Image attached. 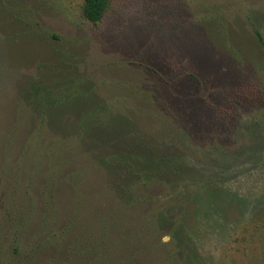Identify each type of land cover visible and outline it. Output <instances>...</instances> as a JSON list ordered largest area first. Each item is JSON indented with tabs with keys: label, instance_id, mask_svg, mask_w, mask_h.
<instances>
[{
	"label": "rangeland",
	"instance_id": "obj_1",
	"mask_svg": "<svg viewBox=\"0 0 264 264\" xmlns=\"http://www.w3.org/2000/svg\"><path fill=\"white\" fill-rule=\"evenodd\" d=\"M81 7L0 0V264H81L66 240L97 242L104 222V239L133 260L129 218L146 226L154 205L130 215L125 195L144 188L127 189L106 162L118 165L135 135L179 160L182 187L223 188L226 220L195 215L198 256L178 264H264V0H113L97 24ZM42 84L81 92L41 112ZM145 191L168 198L156 184ZM166 229L156 240H170Z\"/></svg>",
	"mask_w": 264,
	"mask_h": 264
},
{
	"label": "trees",
	"instance_id": "obj_2",
	"mask_svg": "<svg viewBox=\"0 0 264 264\" xmlns=\"http://www.w3.org/2000/svg\"><path fill=\"white\" fill-rule=\"evenodd\" d=\"M112 1L113 0H82V17L93 24H97L102 20ZM63 86V84L51 86L42 84L41 89H39L40 91H38L39 98L36 103L38 111L42 112L43 110L51 109L57 104H67L69 102V99L66 97L67 95L80 94L79 92H81L73 90L72 93V91L69 90L68 93H65L67 88H64L63 92H61ZM96 105L92 103L90 109H98L94 107ZM101 110L106 109L101 108ZM89 120L90 125L94 126L101 121V118L92 117ZM116 120L123 122V125H127V122L129 123V120H125L123 117L116 118ZM129 136L134 135L129 134ZM132 142L134 146L129 152L117 155V160H120V163L116 162L118 165L115 163V165L112 164L115 162L116 157H113L112 162H106V164L118 171H125L128 178L125 183L127 189L135 187L144 188L142 189V197L140 198L133 197L131 191L128 192L126 190L128 196L125 195L124 206L130 211V215L132 212L131 209H138L135 208L136 206H138L140 210L145 209L144 207L146 206L147 200H151L150 202L154 205L152 206L154 210L153 217L148 221L146 226L142 220H139V218L135 216L129 218L130 220L128 219L129 222L132 221V224L135 223V228L137 230L132 239L135 249H133V252L129 255L133 256V260H129L127 256L121 257L122 254H116L113 250L115 242L112 243L111 240L104 239L103 235H106V233L109 234L111 231L105 222L102 224L103 228L98 236L97 242L91 241L89 235L86 236V239H79L78 235L74 234L75 232L70 233L72 237L66 240L65 245L75 249L81 246L82 253L86 255V257L84 256L85 260L82 261L81 264H157V262L159 264H163V262L164 264L166 262L178 264V260H181L184 255L187 257L198 256L194 241L199 233H201L202 227L195 215L199 216L203 213L206 218L208 213H210L214 214L215 221L226 220L225 214L222 212L226 207L221 198L223 193L221 185L209 183L208 186L205 185L201 189V192H195L189 185H183L182 187L181 185L183 182L181 175L184 173V167L175 156L171 154H156L148 143L139 135H135L132 138ZM152 184H156L166 191L168 198L164 203L159 200L157 201L152 195H147L148 192L145 190ZM153 187H155L154 190L158 189L155 185ZM180 191L182 193H180ZM128 204H133V206ZM174 204H178L180 208L179 212L176 213V215H178L177 219L169 215V209H171ZM217 209L220 210L219 213H216ZM78 210H80V206L73 208V216L77 215ZM190 213H193L194 221L193 216L190 218ZM141 217L142 216H140V219ZM93 218L95 221L105 219L103 216L96 217L94 214ZM88 221H91V219H88ZM66 226L72 231V229L79 227V223L71 218ZM163 227L167 228L166 230L168 231L166 232L170 235V240L166 242L156 240L157 233H161ZM88 254L91 255L90 258H87ZM114 254L119 256L122 260L118 259L116 262L111 261ZM151 259H154V261L149 262Z\"/></svg>",
	"mask_w": 264,
	"mask_h": 264
}]
</instances>
